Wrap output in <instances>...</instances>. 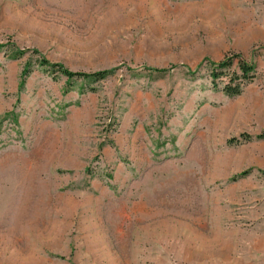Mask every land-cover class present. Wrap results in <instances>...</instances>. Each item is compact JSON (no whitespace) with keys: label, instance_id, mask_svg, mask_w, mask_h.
Returning <instances> with one entry per match:
<instances>
[{"label":"rangeland","instance_id":"1","mask_svg":"<svg viewBox=\"0 0 264 264\" xmlns=\"http://www.w3.org/2000/svg\"><path fill=\"white\" fill-rule=\"evenodd\" d=\"M262 132L264 0H0V264H264Z\"/></svg>","mask_w":264,"mask_h":264},{"label":"trees","instance_id":"2","mask_svg":"<svg viewBox=\"0 0 264 264\" xmlns=\"http://www.w3.org/2000/svg\"><path fill=\"white\" fill-rule=\"evenodd\" d=\"M238 59V69L240 70V75L238 76V82H243V81H249L254 77V71H253V65L251 64H247L246 62L242 61L240 58H238V55L235 56ZM232 60L230 58H227L219 63H217V67H218V72H215V76H219V74H221V69L223 68H230L232 65ZM40 65L46 66L47 68L49 67V69L52 70H57L60 73H62L63 75L66 76L67 80L71 79L72 77H88V78H92L95 80H99L102 79L103 77H105L107 74H109L112 70H103V71H97V72H73L65 67H63L62 65L59 64H53V63H49L48 61H46L44 58H41L39 61ZM23 74H26L27 71L26 69H23ZM225 90L227 92H229V94H238L240 93L241 88L239 87V85H234L232 86H226ZM258 138H264V132L260 133L257 135Z\"/></svg>","mask_w":264,"mask_h":264}]
</instances>
